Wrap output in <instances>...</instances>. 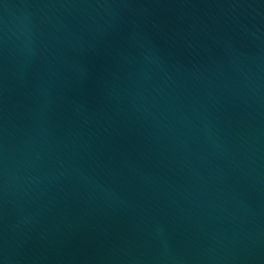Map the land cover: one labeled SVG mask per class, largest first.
<instances>
[{
  "label": "water",
  "instance_id": "1",
  "mask_svg": "<svg viewBox=\"0 0 264 264\" xmlns=\"http://www.w3.org/2000/svg\"><path fill=\"white\" fill-rule=\"evenodd\" d=\"M0 264H264V0H0Z\"/></svg>",
  "mask_w": 264,
  "mask_h": 264
}]
</instances>
